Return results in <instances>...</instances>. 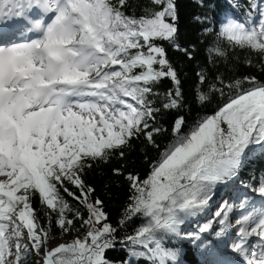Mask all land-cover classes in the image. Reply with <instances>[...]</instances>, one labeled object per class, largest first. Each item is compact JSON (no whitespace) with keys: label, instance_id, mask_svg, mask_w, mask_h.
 Returning a JSON list of instances; mask_svg holds the SVG:
<instances>
[{"label":"snow or ice","instance_id":"obj_1","mask_svg":"<svg viewBox=\"0 0 264 264\" xmlns=\"http://www.w3.org/2000/svg\"><path fill=\"white\" fill-rule=\"evenodd\" d=\"M150 4L157 7L145 6L137 16L129 0H0V264H27L33 254L42 264H114L106 251L118 242L128 249L122 264H133V258L179 264L180 249L165 246L173 240L198 243L209 257L206 264H236L221 244L241 264H264V176L256 187L241 181L250 192L238 203L225 201L196 231L182 230L206 212L218 185L235 182L253 154L264 155V81H225L215 74L208 92L197 91L195 100L204 105L211 103L209 93L218 94L216 108L187 131L185 118L176 117L172 139L160 149L155 136L165 129L152 122L161 109L183 107L184 99L177 70L157 43L180 50L175 0ZM16 21H23L21 36L35 38L10 39ZM216 35L231 49L258 54L264 70V0H247L243 17H228ZM213 56L227 58L228 49L217 44L210 62ZM244 62L252 65L250 58ZM197 75L201 85L208 79L203 69ZM164 78L174 88L156 107L155 85ZM141 135L159 155L145 178L125 176L130 196L118 223L123 227L137 217L141 222L118 239L103 201L91 199L95 189L83 173L113 153L122 158ZM112 171L122 174L120 168ZM64 194L87 210L86 218ZM35 196L50 210L47 228L35 214ZM237 209L241 215L233 223ZM50 213L57 214L62 234L79 219L84 235L48 248Z\"/></svg>","mask_w":264,"mask_h":264},{"label":"trees","instance_id":"obj_2","mask_svg":"<svg viewBox=\"0 0 264 264\" xmlns=\"http://www.w3.org/2000/svg\"><path fill=\"white\" fill-rule=\"evenodd\" d=\"M129 3L132 5L131 10L137 16L141 14V9L145 6L157 7L150 4V0H129ZM175 4L178 17L176 20L178 28L176 43L180 45V50H177L173 44L166 41H157V43L162 44L165 48L167 59L177 70L183 93L184 106L174 110L161 109L156 115L155 121L152 122L154 127L165 129L155 136V140L160 145V149H163L172 139L171 129L176 117L183 116L185 118L184 131H187L189 126L199 116L205 113L210 114L216 108V105L220 101L218 94L209 93L211 95V103L204 105L198 104L195 100L197 91L208 92V86L213 82V76L215 74L222 76L225 81L234 77L243 76H255L259 80L264 81V70L261 69L258 54L248 49H231L227 43L218 40L216 35L219 31V26L226 22L228 17H243L247 0H175ZM233 4L238 5V7L233 8ZM125 10L127 11V9ZM197 17H208V19L201 22L196 19ZM217 44L228 49V56L227 58L213 56L210 62V51ZM183 49H188L192 53L191 59ZM249 58L252 61L251 66L244 62ZM202 69L208 73V79L203 85L199 84L197 75ZM173 88L174 84L169 78H164L155 85V90L160 93L155 98L156 107H160L164 94ZM123 151L125 155L122 158L118 153H113L108 162L96 161L92 163L91 167L85 168L83 173L85 184L95 189L91 194V199L95 200L99 198L103 201V209L108 214V221L118 229L116 232L118 239L132 234L141 222V219L137 217L130 220L123 227L118 223L124 215V209L129 202L130 196V182L125 176L127 173H133L139 174L141 179L145 178L149 172L150 163L156 160L159 155V150L148 145L143 135L138 139H133L131 146L124 148ZM114 168H120L122 174H114L112 171ZM262 176H264V155H256L241 170L237 179V185L232 187V191L225 190L228 189L227 186H217L215 195L206 211H209L217 203L220 206L225 201L229 204L238 203V198L248 192V189L241 187L240 182L243 181L252 187H256ZM69 187L71 191L77 192L78 194V190L74 186L69 185ZM64 195L72 207L79 208L86 218L88 215L87 210L75 200H72L71 197H68L67 194ZM32 204L36 209L35 214L41 226L47 228L48 223L45 213L50 212V210L39 203L38 196L33 198ZM50 214V239L60 240V243H66L76 236L84 235L86 229L80 227L81 221L79 219L75 220L74 225L68 233L62 234V230L55 223L57 214ZM240 214L241 211L238 209L233 213L236 218ZM68 216L71 217L72 213H68ZM165 246L180 249L179 264H204L209 259L204 253V249L192 240L168 241ZM34 256L32 255L30 260L37 264L33 260ZM106 258L113 261L114 264H122V262L129 260L128 249L118 242L113 249L106 251ZM133 264H148V261L143 258L137 261L133 258Z\"/></svg>","mask_w":264,"mask_h":264},{"label":"rangeland","instance_id":"obj_3","mask_svg":"<svg viewBox=\"0 0 264 264\" xmlns=\"http://www.w3.org/2000/svg\"><path fill=\"white\" fill-rule=\"evenodd\" d=\"M257 154H253V157H256ZM231 184V183H230ZM237 184V183H236ZM236 184L234 186H236ZM242 187V186H241ZM248 192H250V189L247 190ZM259 199V197H258ZM220 207V205L217 203L216 205L212 206L209 211H206L205 214H202L196 218H193L192 220H190L187 225L186 228L183 229V231H196L198 226L200 224H203L204 222H206V219H212L213 217V214L215 213V211ZM236 218H233V221L235 220ZM208 221V220H207ZM218 227V225H214V228ZM64 241V239H63ZM60 243V240H55V239H50L48 240V243H47V247L48 248H51V247H54L56 245H58ZM43 251V249H41V252ZM35 255L33 257V260H35L36 262H40L42 263V260H41V257L36 255V254H33ZM199 258V257H198ZM200 259V258H199ZM201 260V259H200ZM27 264H35V262L31 261L30 259L27 261Z\"/></svg>","mask_w":264,"mask_h":264},{"label":"bare ground","instance_id":"obj_4","mask_svg":"<svg viewBox=\"0 0 264 264\" xmlns=\"http://www.w3.org/2000/svg\"><path fill=\"white\" fill-rule=\"evenodd\" d=\"M207 220H210V219H206ZM234 223V221H233ZM231 231H235V226L233 228V230ZM233 239V236L232 235H229L228 237H226V240L230 243L231 240ZM222 251L224 254H227L229 256V260H233V261H236L239 257H237L234 253H230L225 247L222 248Z\"/></svg>","mask_w":264,"mask_h":264}]
</instances>
